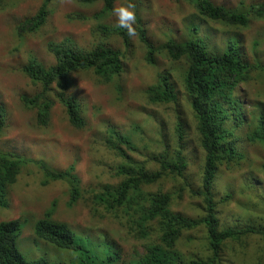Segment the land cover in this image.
<instances>
[{
  "label": "trees",
  "instance_id": "1",
  "mask_svg": "<svg viewBox=\"0 0 264 264\" xmlns=\"http://www.w3.org/2000/svg\"><path fill=\"white\" fill-rule=\"evenodd\" d=\"M50 1L42 0L34 14L17 24L18 36L22 33H35L44 25ZM74 1L81 5L102 2V8L97 14L107 18L116 0ZM185 1L199 19L225 26L245 27L250 17L264 18V0L250 3L246 11L212 0ZM2 3L3 0H0V5ZM71 17L80 18L77 13ZM108 23L103 21L96 27L102 36L106 38L108 35H118L125 45L129 44L126 30ZM134 28L144 47V60L148 65L156 64L158 54L167 57L171 63L182 62L180 79L194 117V130L202 153L197 170V187H188V193L199 199L198 215L191 217L172 210L173 191L162 187L153 191L145 189L163 178L170 181L176 177L183 180L178 194L187 186L184 176L188 166L187 154L184 152L187 136L185 124L180 117L174 123L172 148L168 149L162 143L163 138L159 141L158 153L151 158L158 165L154 170L148 168L145 162L133 160L118 146L121 142L132 149L129 135L118 134L113 128H106L103 133L105 146L123 161L116 165V178L109 169L105 173L100 172L98 178L106 175L108 180L99 182L98 190L89 189L90 209L100 212L94 209V205L99 204L103 214L121 219L123 226L132 231L135 237L146 240L144 243L142 241L143 253L133 255L127 262L119 261L114 245L106 240L90 244L85 239L81 244L76 241L73 229L67 223L53 219L52 213L48 211L34 221V235L72 254V257H66L60 263L45 257L25 259L16 247L19 222L16 219H6L0 221V264H228L233 261L223 255L226 248L232 258L236 255L246 258L249 237H260L264 242V209L253 220L249 217L248 225L221 226L217 216L219 204L232 200L234 191L232 183L227 182L225 188L232 189L224 190L225 196L220 197L221 190L215 184L223 171L229 174L246 173L248 177L242 178L243 185L239 193L248 197V208L252 205L264 208V191L261 192L263 186L258 184L260 179L255 174L264 172V158L251 154L244 148L247 142L264 146V100H261L262 92L257 90L251 94L255 96V100L251 102L247 99L248 91L243 89L254 72L264 80V65L255 59H246L240 51L237 37H229L225 43L218 44L209 41L208 32H202L195 23L188 25L186 33L181 34L182 39L168 36L158 46L148 40L138 14ZM47 49L53 58L52 64L45 65L31 57L21 66L22 73L40 87L32 95H21V101L26 108L36 110L37 122L41 125H47L49 108L56 101L64 108L69 122L81 128L85 125L83 109L79 100L69 93L71 75L90 71L99 81L108 82L122 72L124 52L102 42V39L86 47L78 45L69 37L60 42H48ZM169 75L168 71L157 73L156 83L145 89L147 102L168 104L176 100ZM140 112L144 114V119L149 117L150 113L146 109ZM5 122V111L0 106V132ZM137 127L133 131L137 135L141 132L140 136L144 137L143 130ZM241 141L242 147L239 146ZM133 148L135 149L134 145ZM28 161L19 153L0 149V207H6L9 188L16 181L22 165ZM33 162L38 165V177L42 178V183L48 180L65 181L69 184L70 201L76 202L81 197L80 182L72 165L63 171H56L41 159ZM227 178L230 179V176ZM232 178L240 183L237 177L231 176L230 180ZM199 227L204 231L205 255H199L198 252L182 253L177 248L178 240L183 238L184 233L189 239L188 231ZM263 259L264 243L255 263L263 264Z\"/></svg>",
  "mask_w": 264,
  "mask_h": 264
},
{
  "label": "rangeland",
  "instance_id": "2",
  "mask_svg": "<svg viewBox=\"0 0 264 264\" xmlns=\"http://www.w3.org/2000/svg\"><path fill=\"white\" fill-rule=\"evenodd\" d=\"M41 1L3 0L0 5V106L6 115L5 125L0 132V149L19 153L29 159L22 165L16 181L9 188L6 207H0V221L18 220L16 247L25 259L45 257L47 260L60 263L66 257H72V254L34 235L32 229L34 221L50 211L53 219L65 222L73 229L76 241L83 244L85 239L91 244L106 240L118 251L116 256L119 257V261L127 262L133 255L143 253L142 241L144 243L146 240L135 237L132 231L123 226L121 219L103 214L101 205L93 204L96 207L94 209L100 212H93L90 209L89 189H97L99 182L108 180L106 175L101 176L100 180L98 178L100 172L105 173L109 169L114 175L116 165L123 161L105 146L103 133L106 128H113L118 134L129 135L132 149L121 142L118 146L127 156L145 162L148 168L154 170L158 165L151 158L158 153L159 141L163 138L162 143L164 142L168 149L172 148L174 123L176 118L180 117L185 124L187 136L185 137L187 145L184 148L188 160L184 173L187 186L178 194V189L183 186V180L176 177L170 181L163 178L145 189L153 191L162 187L164 190L173 191L172 210L191 217L198 215L199 199L188 193V187H197V170L202 153L194 130V117L180 79L183 65H180L182 62L179 61L171 63L162 54L156 56L154 66L148 65L144 60V47L137 36L129 38L127 45L118 35H108L106 38L102 36L96 28L97 25L103 21L109 22L110 25H118L113 9L126 4L128 0H116L107 18L97 14L102 8V2L99 1L81 5L74 0H51L44 25L35 33H22L18 36L17 24L34 14ZM212 1L246 11L250 3L263 0ZM131 2L135 5L136 14L141 18L148 40L156 46L162 44L168 36L182 39L181 34L186 33L188 25L195 23L202 32H208L209 41L223 44L229 37H237L240 51L246 59L248 61L255 59L264 65V18L250 17L247 26L236 28L199 19L185 0H131ZM76 13L80 18L71 17ZM66 37L86 47L102 39V42L124 52L122 72L108 82L99 81L90 71L75 72L71 75L69 93L79 100L83 109L85 125L81 128L69 122L64 108L56 101L49 108L47 125L39 124L36 110L26 108L21 101V95H32L40 90L37 84H33L22 73L21 66L31 57L45 65L52 64L53 58L47 49V43L60 42ZM159 71L170 73L169 77L176 93V100L172 103L153 104L146 100L145 89L156 83ZM243 89L248 91L247 99L251 102L255 100V96L251 94L257 90L262 92L261 100H264V80L256 72L251 74L249 83L243 85ZM143 109L150 113L148 118L144 119V114L140 112ZM136 126L143 130L144 137L140 136L141 132L137 135V132L133 131L136 130ZM239 146L242 147V141ZM244 148L249 153L264 158V146L247 142ZM31 159L33 161L41 159L56 171H63L72 165L80 182L81 197L76 202H71L69 184L65 181L48 180L42 183V178L38 177L40 173L38 165ZM255 174L260 179L258 184L263 186L262 192L264 172L259 171ZM228 176L230 179L231 176L237 177L240 183L233 178L230 180ZM245 177H248L246 173L229 174L223 171L220 179L215 181L221 190L220 197L225 196L224 190L231 191L233 188L234 191L232 200L219 204L217 216L221 226L248 225V218L253 220L264 209L255 205L247 207L248 197L239 193L243 185L242 178ZM227 182L232 183L233 187L226 189ZM188 232L190 238L188 239L184 233L183 238L177 242V248L184 254L198 252L199 255H205L203 228ZM249 239L246 258H241L240 255L232 258L227 253V248L223 251L225 258L233 261L228 264H256L264 242L260 237L253 236Z\"/></svg>",
  "mask_w": 264,
  "mask_h": 264
},
{
  "label": "clouds",
  "instance_id": "3",
  "mask_svg": "<svg viewBox=\"0 0 264 264\" xmlns=\"http://www.w3.org/2000/svg\"><path fill=\"white\" fill-rule=\"evenodd\" d=\"M113 14L115 15L118 26L126 30V34L129 38H134L137 33L134 25L137 20L135 5L128 0L126 4H122L120 7L113 9Z\"/></svg>",
  "mask_w": 264,
  "mask_h": 264
}]
</instances>
